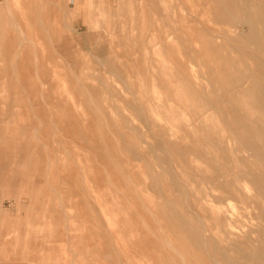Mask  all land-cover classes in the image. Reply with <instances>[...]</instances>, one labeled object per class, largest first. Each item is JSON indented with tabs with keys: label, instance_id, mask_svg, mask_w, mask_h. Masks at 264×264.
Wrapping results in <instances>:
<instances>
[{
	"label": "rangeland",
	"instance_id": "1",
	"mask_svg": "<svg viewBox=\"0 0 264 264\" xmlns=\"http://www.w3.org/2000/svg\"><path fill=\"white\" fill-rule=\"evenodd\" d=\"M9 1L2 5L6 42L14 46L17 37L27 39L17 62L10 54L13 47L0 52V66L8 67V73H0V204L8 213L13 201L22 202L9 217L27 218L20 226H4L13 234L8 233L9 253H0V264H217L220 257L209 241L197 242L180 220L228 227L200 197L227 187L224 173L240 169L230 154L234 144L213 155L190 148L169 121L149 116L139 93L146 82L152 105H158V96L164 100L162 112L173 107L194 115L202 107L180 92L188 88L181 71L187 65L209 73L214 60L194 33L200 27L228 29V24L209 21L215 19L216 0H157L156 7L150 0H36L41 5L37 16L24 5L27 0ZM153 37L169 42L162 60L173 79L152 71ZM232 44L235 51L228 54L244 59L243 46ZM248 52L264 59L251 48ZM189 56H195L193 64ZM121 114L129 123L136 120L128 138L114 119ZM197 132L205 143L206 130L198 126ZM247 168L259 171L256 163ZM152 175L160 177L159 185ZM218 195L226 198L224 191ZM183 196L182 206H161ZM246 217L250 225L242 218L237 232L243 230L239 225L249 229L258 221L255 210ZM15 233L30 238L18 241ZM260 235L264 238V232Z\"/></svg>",
	"mask_w": 264,
	"mask_h": 264
},
{
	"label": "bare ground",
	"instance_id": "2",
	"mask_svg": "<svg viewBox=\"0 0 264 264\" xmlns=\"http://www.w3.org/2000/svg\"><path fill=\"white\" fill-rule=\"evenodd\" d=\"M150 2L153 3L155 7L157 6V0H150ZM214 2L217 8L215 10V19L209 21H212V23L221 22L228 24V29L219 31V28L216 29L218 25L215 27L214 24L213 26L215 28L208 27V29L204 25V29H201V27L199 29H195L198 35L194 33V35L199 36L201 37V39H203L201 43L204 45L206 54H210V57L213 59H209L214 60L212 61L213 64H211L208 60V66L209 64H211L208 67L209 73L207 74L202 69H192L191 67L189 68L187 65L184 66L183 71H181V79H183L184 83L188 85V88H182L180 89V92L182 93V95L188 97L187 101L193 103L200 102L202 104V107L198 108L194 115H186L185 112L177 111L173 107L167 108L166 112H162L161 102H163L164 100L158 96L154 99L158 103V105H152L153 100L150 97L151 94L146 82L141 84L142 88L139 90V93H141L143 96V104H148L147 106L145 105L144 108H148V111L150 113L149 116H152V118L154 119L162 118L169 121L172 124V127L178 131L181 137H185L189 140L188 146L190 148L195 149L196 151L197 148H199V152H203L207 155H213L217 151H227V143L234 144L233 147L230 146V154L232 160L237 162L236 164L240 166V169L237 170V173H234L233 175L228 172L224 173V175L222 176V179L224 181H222V183L227 187H216L210 194L200 197V200L204 201V203L210 206L211 209L216 212V215L218 217L227 221L228 227L226 228L219 226L218 228H216L213 225L204 226V224H202L201 222L194 223L191 220H185V218L183 217H181L180 221H183L186 229L190 233H193L197 242L202 243L205 241H209L214 253L220 257V260L215 259V262L217 264H243L239 261L241 259L249 262L250 264H264V238L260 235V233L264 232V59L258 58L259 55H255L253 57L252 55H250L249 57V52L247 53V50L251 48L255 51L254 53L261 54V56L264 57V0H216ZM160 3L162 4L161 1ZM208 3L206 4L208 5ZM4 4L5 6H9L10 1L0 0V22L3 23V25L0 26V52L7 49H9L10 51V49H12L13 47L14 52L11 53L10 51V54L14 55L13 61L17 62V59L21 54V48L25 44L27 38L19 36L17 37V45L13 46L14 42L11 44H7L6 38H9V33L7 32L8 29L6 25V13L2 8V5ZM16 5L18 4H15L13 6ZM24 5L31 7L32 12L35 13L36 16L40 14L39 8L41 7V5L37 3L36 0H27ZM210 5L208 6L209 8ZM195 8L196 7H194L193 10H195ZM205 11L206 10L203 11L204 16V13L207 12ZM193 16H195V14ZM191 18L193 17L191 16ZM18 19L19 18L17 17V19H14V21H18ZM185 19H187V21L191 20L188 17ZM206 19L209 18L206 17ZM206 19H204V21ZM183 20L184 18L182 17V21ZM36 21L41 24L43 23V21L41 20V18L39 19V17H36ZM99 21L100 20L98 19V23ZM185 25L187 26L188 23L185 22ZM173 30L175 31L176 29ZM170 36L171 34L168 33L166 35V39L168 40ZM167 40L164 42L158 37L155 39L153 37V40L151 42V52L154 55V59L151 62V68L153 69L152 71L157 74L159 73L160 76H163V72L167 73V67L162 60V52L164 51V47H166V45L169 43L167 42ZM219 40H223V43L226 41V45L224 46L222 43L219 44ZM234 42L239 43L243 46V48L239 52L244 57V59H238L239 56H236V59L234 58V56L231 57L228 54L229 51H235L234 47L232 46V43ZM172 43L174 44V42ZM202 50L199 49L200 52H202ZM182 57H184V55ZM194 57L189 56V64L194 63ZM248 58L253 61V64L245 61ZM100 63L102 62L100 61ZM253 65H255V67ZM12 71H15V66L12 67ZM1 72L8 73V67L0 66V73ZM168 76L169 79H173L170 75ZM176 82H178V80H176ZM105 84L106 83H104V85ZM105 86L109 90L113 88V85ZM156 86V83H154V87ZM211 87L217 88L221 94L216 93V90L211 91ZM214 101L218 102L219 104H215ZM93 105L96 109L97 107L95 103H93ZM118 109H120V107ZM97 111L96 115L98 116L99 113H97ZM101 111L100 113L103 114ZM112 111L114 110L112 109ZM131 116L134 117V115ZM140 117L141 116L139 115V118ZM114 119H116V123L118 122V131L126 135L125 138H128L131 135V133H129L128 131L129 128L133 131L137 128L132 125L135 124L133 123L136 121L135 119L130 118V120L132 119L135 121L129 123V118L127 119L122 114L118 115ZM207 121L212 122L211 124H209V122ZM198 126H202V129L204 128L206 130L207 137L205 143H202L198 138ZM205 126H208V128ZM100 129L103 131V128L101 126ZM13 135L14 133L12 134V136ZM198 139L200 141H198ZM17 145L18 144H16V146ZM5 161H7V159H5ZM225 162V164H227V157ZM250 163H256L258 165V173L256 171L247 170V166ZM25 165L26 162L23 163L19 169H24ZM36 172L39 173V171L37 170ZM152 177L154 183H156L157 185H159L162 181L157 175H152ZM173 187H171V189L175 190ZM220 191H224L226 194V198L224 199V201L227 200L226 206L224 205L226 203H223V198L218 195ZM233 201H236V203L232 204ZM171 204H173L175 207H178L179 205L182 206L183 204H185L184 196L180 199L178 198L167 200L161 206L164 209L168 210ZM23 206L24 204L22 202L13 201L11 204V208H9L8 211L13 212ZM5 207L6 205L4 202L0 204V253L4 255L9 253L8 238L10 234L8 233L13 234V232H10L8 229L5 230L4 226H13V224L20 226L26 220L25 218H27H22L20 215H17V217L12 215L14 216L12 219L11 217H9V212L5 213ZM252 210L256 211L258 221L254 222L251 227L248 226L249 229H246L244 224V227H242L243 225L241 227L239 225L238 227L243 230H240L241 232H239L238 229L237 232V228H235L237 226H235V224L238 225L240 223L237 224L236 222L244 218L243 222L245 223V221L247 220L246 216H248V213ZM175 214L178 216L176 211ZM4 221H6L7 224H4ZM248 222L250 225L251 221L249 220ZM248 222L246 223L248 224ZM13 237H15L18 241L21 239L29 240L30 235L26 234V236L23 237L21 233H15ZM219 240H221L220 244L218 243ZM257 244H261L260 247H258ZM256 247H258L259 249H257ZM5 257H7V255ZM212 260L214 261V259Z\"/></svg>",
	"mask_w": 264,
	"mask_h": 264
}]
</instances>
